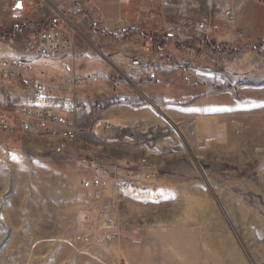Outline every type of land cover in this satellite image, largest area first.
Returning a JSON list of instances; mask_svg holds the SVG:
<instances>
[{"label": "rangeland", "instance_id": "rangeland-1", "mask_svg": "<svg viewBox=\"0 0 264 264\" xmlns=\"http://www.w3.org/2000/svg\"><path fill=\"white\" fill-rule=\"evenodd\" d=\"M138 1L118 30L119 46L101 51L59 0H0L3 51L17 55L30 33L75 24L82 49L98 54L84 52L89 63L124 79L118 61L150 56L154 71L176 76L170 92L184 96L161 103L130 78L127 91L138 94L94 101L100 122L82 138L0 135V264H264V49L239 28L235 46L215 28L199 36L188 24L167 36L179 17L165 0ZM199 1V13L218 26L217 4ZM132 28L164 43L126 38ZM30 99L13 82H0L1 107ZM90 158L142 185L84 189L81 163ZM106 210L121 228L115 245L102 250L96 231L79 237Z\"/></svg>", "mask_w": 264, "mask_h": 264}, {"label": "built area", "instance_id": "built-area-1", "mask_svg": "<svg viewBox=\"0 0 264 264\" xmlns=\"http://www.w3.org/2000/svg\"><path fill=\"white\" fill-rule=\"evenodd\" d=\"M61 3L69 1L68 11L73 15L86 12L82 2L90 0H59ZM209 8H213V2L217 4L218 15L228 24L235 25L238 22V14L243 10L244 0H207ZM162 5L171 10V15L179 17L177 24L167 25L168 34L175 35L186 28L187 24L195 27L199 36H207L213 32L212 17L201 15L199 0H165ZM195 12H198L195 16ZM77 23L81 24L80 21ZM67 29L56 26L43 28L40 31L28 35L24 47L19 54L4 56L0 54V82H15L31 95V101L27 103H12L9 106H0V135L8 137L37 135L52 142L72 140L79 138L82 129L80 120L88 114L87 101H81L76 93L86 82L82 76H77L75 50L77 41L75 38L78 27ZM264 45V38H262ZM1 49V46H0ZM57 62L59 67L67 73V77L55 80L49 67ZM131 67L148 71L156 68L157 60L150 56L134 55L129 58ZM118 69V68H116ZM120 70V69H118ZM117 70V71H118ZM124 79L118 78V87H125L126 82L132 83L130 77L119 72ZM189 77L185 75V79ZM90 82L98 81L96 74H90L87 78ZM84 171L82 187L94 188L100 192L125 186H141L142 182L134 184L123 176L131 175L126 171L121 176L116 166L102 164L98 159H84L81 163ZM122 180V181H121ZM108 210L103 212V219H99L95 229H86L81 232L79 239L92 238V232L96 231L94 245L102 250L114 246L115 240L120 236L121 225L115 219L108 217ZM87 223V222H86ZM83 231V230H82ZM114 244V245H113Z\"/></svg>", "mask_w": 264, "mask_h": 264}, {"label": "crops", "instance_id": "crops-1", "mask_svg": "<svg viewBox=\"0 0 264 264\" xmlns=\"http://www.w3.org/2000/svg\"><path fill=\"white\" fill-rule=\"evenodd\" d=\"M55 1V0H54ZM58 1V0H57ZM142 1H140L141 3ZM139 3L138 0H90L86 3H81L84 8H86V12L80 15H73L76 18V21H80L81 27L83 31H81L82 35L86 37L85 34L90 33V37L94 39L97 43L96 47L102 51L106 49H112L110 47H115L116 49L119 44H117V38L119 37V31L122 30L124 27V21H126V17L129 15L134 14L135 10L138 9ZM62 5L66 8L70 5L69 1L60 2L59 5ZM141 8V7H140ZM69 9V8H68ZM137 12V11H136ZM246 12L247 18L244 19L242 15ZM221 20V23L218 26H214L215 28V35H221V37L229 42L231 45H237L239 41H241L238 37L237 28L244 30L245 34H249L251 39H247L250 42H257L260 44L261 49H264V45L262 44V38H264V3H249L246 2L243 10L238 14V25L234 26L228 24L224 19ZM94 25L99 26L97 31L94 30ZM238 26V27H237ZM130 28V27H129ZM109 30L110 35L106 36L107 31ZM127 29V28H125ZM124 29V30H125ZM136 29V28H132ZM128 29V30H132ZM138 30V29H137ZM214 31V29H213ZM237 32V33H236ZM114 38V39H113ZM122 39V38H119ZM245 40V39H244ZM77 41V40H76ZM79 41V40H78ZM77 41V47L75 50V54L77 56L76 60V69H77V76H82L86 79L84 85L80 88V90L76 93V97L79 98L81 101H87L88 103V114L83 117L80 122V128L82 132L79 138H82L85 134H89L90 132H94V124L100 122L98 116H100V112L94 114V104L96 102L99 105L102 104L103 101H112L114 98L120 99H127L125 95H134L138 94L135 91H127L128 87L127 84L125 87H118L117 86V79L119 77L113 75L111 71L103 64L98 65L97 63H89L86 61L88 55L95 56L98 55L93 50L92 52L84 51L82 46ZM96 49V48H95ZM106 51V50H105ZM0 49V54L4 56H14L12 53L5 52ZM90 53L87 56H82L83 53ZM95 54V55H94ZM57 63V62H55ZM55 66V67H54ZM115 66V65H114ZM115 68L123 69L125 75L129 76L134 82H138L140 86H142L143 92L147 97H151L158 102L164 103L168 101H179L183 94L179 92H170L172 88H175V79L176 76L169 78L166 68L161 69L159 71L148 69V71H144L135 67H131L129 59L125 61H118V65ZM50 72L53 73V78L55 80H59L61 78L67 77V73L63 71L57 64H53L52 67H49ZM116 69V70H118ZM90 74H96L98 76V81L90 82L87 78ZM16 87H21L17 83L13 82ZM25 90V89H24ZM122 96V97H121ZM136 96H131L132 100L135 99ZM28 100L27 102H30ZM22 102V103H27ZM113 102V101H112ZM17 103V104H22ZM104 103V102H103ZM103 105V104H102ZM106 105H104L105 107ZM102 112L104 111V108ZM98 119V120H97ZM103 122V121H102ZM128 122V121H126ZM105 128H114L113 125H110L109 122L104 124Z\"/></svg>", "mask_w": 264, "mask_h": 264}, {"label": "trees", "instance_id": "trees-1", "mask_svg": "<svg viewBox=\"0 0 264 264\" xmlns=\"http://www.w3.org/2000/svg\"><path fill=\"white\" fill-rule=\"evenodd\" d=\"M136 36L143 37L144 39L151 38L152 39V44L157 45V46H160L161 44L164 43V42H160V38L158 36H156V35L149 36L146 33L139 32V31L134 30V29H132L131 31H126V34H125L126 38L132 39V38H136ZM167 36H173V35L167 33Z\"/></svg>", "mask_w": 264, "mask_h": 264}, {"label": "bare ground", "instance_id": "bare-ground-1", "mask_svg": "<svg viewBox=\"0 0 264 264\" xmlns=\"http://www.w3.org/2000/svg\"><path fill=\"white\" fill-rule=\"evenodd\" d=\"M138 130L137 129H134V131H132V133H134L135 134V132H137ZM108 133V132H107ZM107 135V134H106Z\"/></svg>", "mask_w": 264, "mask_h": 264}, {"label": "snow or ice", "instance_id": "snow-or-ice-1", "mask_svg": "<svg viewBox=\"0 0 264 264\" xmlns=\"http://www.w3.org/2000/svg\"><path fill=\"white\" fill-rule=\"evenodd\" d=\"M17 7H21V5H20V4H18V5H17Z\"/></svg>", "mask_w": 264, "mask_h": 264}]
</instances>
